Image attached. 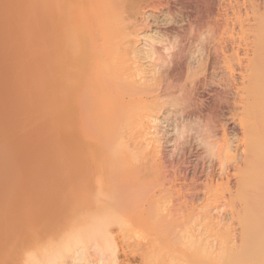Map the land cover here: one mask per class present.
Returning a JSON list of instances; mask_svg holds the SVG:
<instances>
[{
	"label": "rangeland",
	"instance_id": "1",
	"mask_svg": "<svg viewBox=\"0 0 264 264\" xmlns=\"http://www.w3.org/2000/svg\"><path fill=\"white\" fill-rule=\"evenodd\" d=\"M152 1L150 0L151 3ZM218 1L220 3L224 0H216L215 5ZM139 2L140 4L142 2L145 4L146 2L149 3V0H140ZM153 2V6L151 5V3L150 6H147V3L145 4L146 13L144 15V19L146 18V20L144 21L147 25L144 28V32L149 33V35H153L154 38L156 37V40L157 38L161 40L165 39L163 41L166 44L167 42H169L171 45L173 43L174 47H176L177 45H175V43L180 40V37H178L177 35L178 33H176L177 29L179 30L183 27V29L179 30L182 31L188 28L186 30L187 34L189 35L188 36L186 34V36L189 37V41H187L188 37L186 39V43L188 42L187 46L189 45L191 47L190 49L192 52L193 50L194 52L196 51L195 53H191L192 57L191 59H188V61H194L196 56L199 58L202 55V52L201 55H199V52L201 49H203V45H206L204 44V42H208V39H206V37H211H209V35H211L212 33L211 27L213 26L214 28L212 29H215L216 25L220 21V23L223 22L222 16L225 18V15L222 12L219 13L221 15L218 14V17V12L216 11V13L215 10L211 13V15L210 13H208V11H205L206 13L204 14V16L202 9L205 8L206 10V6H204L207 4L206 0H155ZM216 6L218 8L219 4ZM33 10H36V12L26 13L25 15H22L20 26L22 23H27L26 26H22L19 28L21 34L23 35L22 40L18 41V44H16L14 47L3 45L2 48H0V145L6 144L7 146H9L14 155L16 154V157L12 155V159L16 158L17 160L15 162V159H9V162L11 161V164L8 161H5L3 163L4 165H10H6L7 168L1 163L2 161H0V190L5 189L8 194H12V196L17 197L21 193H29V191L33 189L34 192L31 190L30 195L32 192L34 193H32V199L34 200V202H39L40 199L38 198V194L37 198L33 195L36 196V193L46 191L47 195L49 196L50 194L52 200L56 201V203H54L47 209L48 214L46 217V221L43 224V226H45H42L43 230H40V236L33 233L32 237H30L29 239L34 238L36 235L37 238L43 239L44 242H49L50 244H48L52 245L53 252L65 253V264H70L72 262L73 255L79 248H82L83 252H89L86 260L93 262V264H106L108 262L97 261L103 252L106 254L107 252H118L119 257L117 259V262L112 264H228L225 263V261L229 262L230 264H254L257 256L259 255V252H264V204L260 205L258 204V202L256 207H253L251 204V207H249V204L247 206L242 205L244 209L245 207H247L245 211L238 204H235L234 206L231 204L232 207L230 204L224 205L225 207L227 206L226 208L223 205L214 206L213 204L212 206H210L211 201L206 199V188L210 184L209 181L213 179L214 182L216 178L220 179L219 172L227 169L226 166L225 168L223 167V165L221 166L223 161L227 159L226 165H230L228 164V161H230L231 158H226L225 155L222 154L223 150H225L224 147H226V144H229L230 146L232 145L231 149H234L235 146H237L235 144L240 141L241 133L239 129L237 130L238 127L236 125V115L239 114L236 111H240L238 109H236V111L234 110L235 106H233L234 102H232L234 101L232 99L235 97L234 94L228 90L226 92V89H224V91L226 92L225 93L223 91L225 95L223 94V96L221 95V97H215V94L211 91V87L207 86L205 87V97L199 98V100L196 99L197 103L195 102V100L194 102H190V106L188 104L187 107L184 105V107L181 105L176 107L172 105L170 106L169 104H165L166 106H164V104H162V108L161 106H159L160 103L158 104L159 107H157L162 109L159 110L157 108V111L160 114L158 116L160 121H158L159 125L158 128L155 129V131L158 132L159 130L158 134H160L159 137L161 138V146L163 147V151L169 146L164 151L166 156L164 154L165 157H163L160 161L158 160V163H162L163 161L166 163L165 166L167 170L165 169V166L161 165V168H163L161 171L162 173L167 171L166 176L170 181L167 178V180L163 178L165 176V173L161 179H164L165 182L168 181L169 183L173 181L178 182L177 185L175 182L170 184L169 189L174 188L175 190L165 189L166 191L161 192V190H163L164 188H161L155 184L157 183L159 185L160 182L158 183V181L160 180V177L158 176H160L161 174V171L157 169V160L154 161L152 158L150 160L149 157H147L148 160H150V163H156V169L159 170L158 176L157 172L155 173L156 170L151 172L154 169H151V171L149 169V172L146 171L147 174L145 175L144 171L148 170V168H151L153 164L151 163L150 166V163L145 160L146 157L143 158L146 161V165L149 164L150 167L148 168L142 158L140 159L139 157L138 160H135L136 163H134L133 160V163L130 162L132 166H136L135 168H132L131 165L127 163L129 162L127 160V162L124 163L121 162L120 159L119 161L116 158H107L106 154H104L107 152V150L104 148L106 144L102 148L101 146H98L97 160L90 157L89 159H85V157L83 156V152H81L80 149L81 144H85L88 138L83 134L84 129L87 127L84 126L86 125V121H84L83 115L81 113H78L77 111L72 109L71 106L66 105V102L63 101L69 94L68 89L67 92L64 91L65 93L62 91L64 93H62V98H60L61 96H59L58 94V91L61 92V90L58 89H63V84H66V86H68V88L72 90V88L70 87H75L74 83L76 82L77 84V82L79 81L78 79H80V77L82 76V70H79V72H81L80 75L78 70L74 69V64H76V66H79V57H77V59L74 58L75 55L73 51L75 50H73V47H70V50H72V52L69 50L71 52V54L69 52L70 55H68V47L64 52L65 54H62L61 56L59 55V57L61 58H57L56 66L58 73L56 78L58 79H54V88L58 89L57 92H55L56 90L51 87L52 82L50 80L51 66L49 59L50 52L47 45V25L46 23L43 24L42 21L38 24H30V20L27 17L36 16V19H33L35 21L37 19L39 20L41 16L39 15L38 9L34 8ZM200 11L202 14L200 13ZM218 18L222 20L219 19V21ZM212 19H214V21L212 22V24L214 25L211 26L210 21H212ZM202 21L203 24H201ZM204 21L207 23H205ZM219 24L217 26H220ZM209 27L211 31L209 30ZM72 28L73 27L71 26V29ZM206 31H208L207 34H210L205 36ZM140 38L142 42H144V40L142 39L143 36ZM159 41L157 40L156 44ZM157 45H159V43ZM81 47L83 48V46ZM82 48L80 49V51H82ZM11 52H14V55L11 56ZM76 53V56H78V53L80 52L77 51ZM203 53V56H205L204 51ZM193 54L196 55L194 56ZM63 55L68 56L66 57V60L64 58V60L61 61L64 57ZM193 57L194 59H192ZM198 58L196 59V62L194 61L192 63L194 65L196 64L195 66H197V70L198 66H200L198 65L197 61ZM75 59L77 60L75 61L76 63L73 62ZM58 60H60V63L63 62L65 64L62 63L63 65H61L59 63L60 66H62L60 67L58 64ZM80 66L82 67L83 64ZM59 67L60 69L64 67L66 69H64V71L68 72L64 73L62 71V73H64L65 75L60 73L61 70L59 69ZM192 67V71H195L196 68L193 65ZM78 68L79 67H77V69ZM59 74L60 76H64L60 78ZM60 80H64V82L61 81L63 83L61 87L59 86L61 84V82H59ZM186 81L187 84H189V80ZM217 87L221 88V84L220 86L217 85ZM50 90L52 93L50 92ZM51 94L52 96H56L55 99L58 104L54 101L55 99L51 97ZM211 94H213L214 96L212 97ZM64 95L66 97H64ZM226 98L229 100H227ZM59 99L61 102L63 101L62 104ZM213 100L215 102H213ZM214 103L216 105H213ZM15 105H17V109L13 110V106ZM181 107L182 109H180ZM197 108L199 109V111ZM176 111L180 112L177 113ZM174 112L176 113L174 114ZM195 114L198 116L196 117ZM206 115L207 118L210 117L209 119H212L211 122L209 119L207 120ZM206 125L211 126V128L207 127ZM203 130L206 131L204 132ZM106 133L107 131H105V133L104 131H97V143L99 145L103 143L102 141L104 139L105 143L109 141V136H107ZM228 139L230 140L229 142H234V145L231 143H226V141L228 142ZM221 140L223 142H220ZM207 141L209 143L210 141H212V143H210L209 145H212V147L214 146L213 148L216 147L218 150L220 146V149H222V147L224 146L223 149L219 150V152L217 153L222 154H219V156L221 155L220 157H223L224 155L223 159L220 158V160H218L219 156H217L216 154L217 149L215 150L216 152L214 151L213 153V151L211 150L214 149H209L210 146L208 147V144H206ZM214 142L216 144L218 143L219 145L216 146V144H213ZM102 149H105L106 152H104L105 150L102 151ZM235 149L238 150L237 147ZM235 149L234 152L236 151ZM208 150H210L209 153ZM168 151L172 154H168ZM238 153L239 151H236V153L234 154L231 152L230 155L232 158L233 156H235L234 158L236 159ZM115 157H117V155ZM117 158H119V156ZM235 159H232V161H230L231 165L229 166L228 170L232 171L231 166H233L232 164H234ZM6 160L8 159L6 158ZM12 161L15 162L13 166ZM138 161L144 163V165H140L138 167ZM217 161H219L220 163ZM182 163H184V165H182ZM128 165L129 168L131 167V172H126L127 169L129 171V168H126V170H124L125 166L128 167ZM14 166H17V168ZM112 166L115 167L113 168ZM121 166H123L124 168H122ZM153 166L155 165L153 164ZM8 167L11 168V171H15L19 167L22 169H18L20 170L19 172L18 170L17 172H11ZM142 167H145V170H142L143 172L141 171ZM136 168L141 169L138 171V169ZM26 169L27 171L25 172H28V174L23 175V171ZM132 169H135L136 171H132ZM164 169L166 171H164ZM8 171L11 173L9 174ZM184 171L187 172L185 173ZM178 172H181L184 175H180L178 174ZM152 173H155V175H151ZM148 174L149 176L151 175L150 178H152V180L158 177L157 180H155L154 182V180L152 181L150 178L148 179ZM178 175H180L181 177ZM215 175H217L218 177ZM207 177L209 178V180ZM45 179L46 181H48L47 183ZM147 179L151 180V183ZM217 179L215 181L219 182ZM17 181H19V183ZM153 182L154 184H152ZM169 183L167 184L169 185ZM167 184L165 187L160 183V185L165 188H167ZM205 184L207 185L205 186ZM23 186L26 188H24L26 190L25 193L22 192L23 189L20 190V192L18 190L19 187L23 188ZM202 186H205L206 188H203ZM202 188L205 190H202ZM13 191L19 192L20 194H17L16 192L14 193ZM167 191L169 194L167 193ZM256 191L259 194V185L256 188ZM165 195L167 196L164 197ZM176 195L181 196L182 199L178 197L182 200L181 202L180 200H177L176 203L174 202V199L177 198ZM4 196L2 197V199L5 200L6 197ZM161 197L163 199L165 198V200L167 197H172L173 200L171 201L167 198V203V200L166 202L163 199V201H161ZM184 197L187 199H185ZM150 198L151 201L149 200ZM155 198H160L158 199L159 203ZM155 200L157 204H155ZM206 200H208L209 202ZM160 202H165L167 204H162ZM207 202L210 203L208 206L206 205L208 204ZM209 207H212L211 209H215L216 207L217 210L215 209L213 211L217 216H215V214ZM221 208L224 210H222ZM31 209L33 208L31 207L28 210ZM28 210L25 211V220H29L28 223L32 224V214ZM208 210L212 212L210 213L208 212ZM236 211L237 214L235 213ZM238 212L240 213V215H238ZM206 213H210L211 215L213 214L214 216L212 215V218L214 221L215 217L216 219H218L220 218V216H223V219H219L221 223H217V220L215 221L216 223H214L210 220L211 216L208 215V218L211 221V223H209L207 215V219H205L204 217ZM243 214H245V216L246 214H248V220L246 219V217H244ZM240 217L242 219H246V221L248 222L241 223ZM30 227L28 228L30 229ZM42 228L37 227V230L39 231V229ZM227 236L229 237L228 239L230 240V244L231 242H233V239L237 242L235 238L239 239V236H244L246 240H242L244 238L242 237L241 240L239 239L240 242L249 241L251 245L254 244V250L250 249V251H248L249 249H247L246 247L244 249L247 250L246 252L248 253L244 254L249 255V252H253V254L251 253L252 255L250 256H243V254L240 255L237 259L236 253L239 252L240 254V252H243L239 251L238 248L240 249L242 246H244L242 243L241 246V244L238 242H235L237 248L232 244L231 246L235 247L231 249L229 245V249L227 247V244H229L228 242H225L228 250L226 248L225 250L221 248V246H225L224 242L222 241ZM36 237L34 239H36ZM228 239H224V241H228ZM258 243H261L263 248L260 244V248L258 249ZM255 244L258 245L256 246L257 249L255 248ZM207 245L212 249H216L213 250V252L212 249H210L211 252H209V248H206ZM203 246H205V248L207 249L205 250L208 252L202 251ZM217 247L222 252H225L226 250H232L233 256L230 257V255L229 258L228 256L225 257L222 252H217L219 250ZM121 252H127L128 256L126 260L128 261L125 260V263L121 262L122 259H124ZM255 252H257V255L254 254ZM251 256L252 258H254V260H252ZM258 260L259 259H257V261ZM249 261H251L252 263H249ZM83 262L87 261H81V263Z\"/></svg>",
	"mask_w": 264,
	"mask_h": 264
},
{
	"label": "bare ground",
	"instance_id": "2",
	"mask_svg": "<svg viewBox=\"0 0 264 264\" xmlns=\"http://www.w3.org/2000/svg\"><path fill=\"white\" fill-rule=\"evenodd\" d=\"M139 1L140 0H0V48H2L3 45L8 46V47H14L16 44H18V41L22 40L23 35L21 34V31L19 28L22 26H26L27 24V23L26 24L22 23L20 26L22 15H25L26 13H35L36 10H33V9L34 8L38 9L39 15H41L39 20L38 19L35 21L33 20V19H36V16L27 17V18L30 20L31 25L32 24L34 25L35 23L38 24L41 21L43 22V24L46 23L47 25V29H48L47 45H48V49L50 52L49 59H50V66H51L50 67V74H51L50 80L52 82L50 83L52 84L51 86L52 88H54L55 86L54 79L55 80L58 79L56 78L58 75L56 66H57V58L58 59L61 58L59 57V55L61 56L62 54H65L64 52L67 49V47L69 48L67 49L68 55H70L72 52V50H70V47L71 48L73 47L74 48L73 50H75L73 51L75 55L74 58L77 59V57H79L78 58L79 66H76V64H74L75 66L74 69L78 70V72L79 70H82V76L80 77V79H78L79 81L77 82V84L76 82L74 83L75 87H70L72 88V90H70L68 86H66V84L62 83L64 82V80L63 81L60 80L59 82L61 81L62 82L60 85L59 84L58 85L61 87V85L63 84L66 89L64 88V86L62 87L63 89H58V88L57 89L61 90V92L58 91L59 96H61L60 98H62L63 94L67 92V89L69 90L68 92L69 94L67 95V97L64 95V97L66 98L65 99L63 98L64 99L63 101L66 102V105L71 106L72 109H74L78 113H81L83 115L84 121H86L85 122L86 125L84 126H87V127L84 129L83 134L86 135L88 138L85 144L83 145L81 144V149H80L81 152H83V156L85 157V159H89L90 157V158L97 160L98 146H101L102 148L106 144L104 148L107 150V152L105 149H104L105 151L103 149L102 151L106 152L104 154H106L107 158L111 157V158H116L118 160L120 159L121 162H124V163L129 161L127 163L131 165L132 168H135L136 166L134 164H133L134 166H132L131 163H133V161L134 163H136L135 160H138L139 158L140 159L142 158V160L145 162V165H146L145 160H147V162L150 163V160L152 158L154 161L157 160L156 163H158V160L160 161L162 160L163 157L166 156L164 151L169 146L163 151L162 149L163 147L161 146V138L159 137L160 134H158L159 130L158 132L155 131V129L158 128V125H159L158 121H160L158 117L160 114L157 111V108L159 106H161L162 104H164V106H166L165 104H169L170 106L172 105V106L177 107L179 105L181 106L184 105L187 107V105L190 102L192 101L194 102V100L196 102V99L199 100V98L205 97L204 96L205 89H206L205 87L207 86L211 87V91L212 93L215 94V97L216 96L221 97V95L223 96L225 92L224 89H226V92L227 90L231 91L235 96L234 97L235 99L232 98L234 100L232 101L234 102L233 106H235L234 110L236 111V109H238L240 111V112L236 111L237 113H239L238 115H236L237 116L236 125L238 127L237 130L239 129L241 133V137H240V141L238 142L239 144L238 143L235 144L237 145L235 146V148L237 147L238 150L234 148L237 152L239 151V153L238 155L236 154L237 158L235 159L234 158L235 156H233V154L236 153V151L234 152V149H231L232 145L230 146L229 144H226V147L223 146L225 149L223 150V152L225 153L222 152V154H224L226 158L230 157L231 158L230 161H232V159L233 160L235 159L234 164H232L233 166H231L232 171L228 170L231 163L230 161H228V164L230 165L229 166L226 165L227 159L225 158L226 163L225 161L222 160L223 163L221 164V166L223 165L224 168L226 166L227 169L222 170V167H221L222 171L219 172L220 179H217L215 177L219 182L215 181L216 179L213 182V179H211L209 181L210 184L209 186H207V188L205 187L207 184H205V186L204 187L202 186V187L206 188L207 190L206 199L211 201L210 206H212L213 204L214 206H219V205L224 206V205H229V204L230 205L232 204L234 206L235 204H238L242 207V205L247 206L249 204V207H251L250 206L251 204L253 207L254 206L256 207L258 202H259L258 204L260 205L264 204V0H224V1H221L220 3L218 1L216 4V5L219 4L218 8L215 5L216 0L215 1L206 0L207 4L204 5L206 6V10L205 8H203L204 10L201 8L203 11V15L206 13L205 11H208V13H210L211 15V13L215 10V12L216 11L218 12V13L216 12L218 17L219 15H221L219 13L222 12L225 15V18L222 16V19H223L222 23H220L221 22L220 20H222L220 19L221 17L218 18V20L220 19L219 20L220 24L218 23L220 26H217L218 24L216 23L217 25L216 24L215 25L217 29L216 28L212 29L214 28L212 26L214 25L212 24L214 19L210 21L211 22L210 24L212 27L210 25L209 26L211 27L212 31L210 30V27H209V30L212 33L211 35H209L210 33L207 34L208 31H206L205 36L209 35V37L210 36L211 37L210 38L206 37V39H208V42L206 43L204 42V44L206 45L202 44L203 49H201L199 52L200 53L199 55H201V52H202V55L199 58L197 56L195 59L194 57L192 58L194 59L195 62H196V59L198 58L197 60L198 65H200L198 66V70H197V66H195L196 64L195 65L192 64L194 61L192 60L188 61V59H191L192 57L191 53L196 52V51L194 52V50L192 52L190 49L191 47L189 45H188L189 47L187 46L188 42L186 43V39L189 35L187 34L186 30L188 28L182 31H179V30L183 29V27L179 30L177 29L176 33H178L177 35L178 37H180V40H178V42L175 43V45H177L176 47H174L173 43L171 45L169 42L166 41L167 42L166 44L163 41L165 39L161 40L158 38L157 40L158 41L160 40V41L158 42L159 45H157L158 43L156 44V41H157L156 37L154 38L153 35H149V33L144 32L145 30L144 28L147 25L144 21L146 20V18L144 19L145 17L144 15L146 13L145 4L147 2L145 4L143 2L140 4ZM153 1L152 3H154ZM150 3L151 2L149 0V3H147L146 5L150 6ZM152 3L151 5L153 6ZM201 24H203V21ZM71 26L73 27L72 29H71ZM192 31H195V30H192ZM186 34L188 36H186ZM142 36H143L142 39L144 40V42H142L140 38ZM187 41H189V37ZM81 46H83V48ZM81 48H82V51H80ZM77 51L80 52L78 53V56H76ZM203 51L205 52V56H203L204 54ZM12 55H14V52H11V56ZM67 56H64L61 61H63L64 58L66 60ZM76 59L73 62L77 61ZM58 61H59L58 62L59 64L60 60ZM143 61H146V62H143ZM62 63L63 62H61L60 64L61 65L65 64V63L63 64ZM82 64L83 66L81 67L80 65ZM77 65H78V62H77ZM192 65L196 68L195 71L194 70L192 71L193 69ZM64 67L60 69L61 71L59 70L60 73H62V71L64 73L68 72V71H64L65 69ZM77 67H79L80 69L79 68L77 69ZM79 73L81 75V72ZM62 76H60V78ZM186 80H189V84H187ZM220 84H221V88L217 87V85L220 86ZM54 89L56 90L54 91L57 92V89L56 88ZM62 91L63 92L65 91V92L63 93ZM54 96L55 95L52 96L51 94V97L55 99L56 96L55 97ZM211 96L213 97L214 95L211 94ZM54 101L56 102V99ZM213 102L215 101L213 100ZM213 105H216V104L214 103ZM211 107H212V104H211ZM162 108H158V109L160 110ZM16 109H17V105L13 106V110H16ZM180 109H182V107ZM176 112H174V114ZM197 116L198 115H196V117ZM206 118H207V115H206ZM209 118H207V120ZM207 127L211 128V126H207ZM97 131H100V132L104 131V133L105 131H107L106 134L107 136H109V141L105 143L104 141L105 139L103 138L104 139V140L102 139L103 143L100 142L103 145L101 144L99 145L97 143ZM237 134H238V131H237ZM229 139H228V142L226 141V143H231L229 142L230 141ZM220 142H223V141L221 140ZM210 143H212V141H210ZM210 143L207 141L206 144H208V147L210 146L209 149L211 150L214 146L212 147V145H209ZM218 143L216 144L214 142L213 144H216L217 146L220 144ZM220 148L219 150H222ZM213 149L214 150H211V151H213L214 153V151L217 148L215 147ZM210 150H208V153ZM219 150L217 149V152L215 151L216 154L219 152ZM171 151H172V147H171ZM231 152L233 153L232 154L233 158L230 155ZM168 154H172V153L169 152ZM219 154H217V156H219ZM12 155L15 156L16 154L14 155L13 151L11 150L9 146H7L6 144L0 145V161H2L1 162L2 164L5 161L9 162V159L11 160L15 159L14 161L16 162L17 161L16 158L12 159ZM116 155L117 157L119 156V158L115 157ZM224 155L223 157L219 156L218 160H220V158L223 159ZM143 157L144 158L146 157V159L144 160ZM147 157H149L150 160H148ZM6 158L8 160H6ZM15 162L12 161V166L14 165ZM141 162L138 161L139 163L138 167L140 165H144V163H141ZM163 162L158 163V168L156 167V163L151 162L155 166H153V164L151 166V163H150L151 168H148L150 167L149 164L146 165L148 170H145L144 169L145 167H142V169L141 168L140 169L141 171L143 169L145 170V171L143 170L145 175L147 174L146 171L149 172V169L150 171L151 169H154L151 172L156 170L155 173L157 172V176H158V171L159 170L161 171L163 169L161 168V165L165 166L166 164L165 162L164 163ZM9 163L11 164V161ZM129 165L128 167L125 166V168L123 166L121 167L124 168V170H126V168H129ZM182 165H184V163H182ZM7 166H10V165H7ZM14 167L17 168V166H14ZM112 167L114 168L115 166H112ZM152 167H155V168H152ZM130 168H129V171L127 169L126 172H131ZM156 168L159 170H157ZM10 169L11 168H9V170ZM18 169H22V168L19 167ZM140 169H138V171ZM165 169L167 170L166 166H165ZM165 169L164 171H166ZM17 170L15 171L17 172ZM134 170L132 169V171ZM15 171L13 170L11 172H15ZM19 171L20 170H18V172ZM25 171H27V169L23 171L24 172L23 175L28 174V172L26 173ZM11 172L8 171L9 174ZM166 172H164L165 176H166ZM155 173L154 174L152 173L151 175H155ZM164 173H162L161 171V174H163L161 175L159 172L160 176L158 177H160V180L158 179L159 180L158 183L160 182L163 186L166 187V184L169 182L166 181L167 182L166 183L164 179H161L162 176H164ZM178 174L181 175L183 173L178 172ZM147 176L149 179L150 178L149 174ZM165 176L163 178L168 179V177L167 176L165 177ZM157 178L153 179L154 182L155 180H157ZM22 179H23V176H22ZM150 179L152 180V178ZM20 180H21V177H20ZM151 180H148V181L151 183ZM17 182L19 183V181ZM47 182L48 181H46V183ZM154 182L152 184H154ZM174 182L175 181L170 182L169 185L167 184L168 185L167 188L161 186L160 183L159 185L157 183L155 184L161 188H164L163 190H161V192L162 191L164 192L166 191L165 189H169L170 184ZM175 183L177 185L178 182L176 181ZM257 183L259 185V191H258L259 194L256 191V188L258 187ZM20 187L19 189L17 188L19 192L20 190L23 189L22 192L25 193L26 188L24 186L23 188H20ZM28 188H31V187H28ZM203 188L202 190H205ZM170 189L175 190L174 188H170ZM31 190L33 191V189ZM31 190L30 191L28 190L29 193L26 192L25 194L23 193L20 194L19 192L15 191L17 194L18 193L20 194L17 197L12 196V194L11 195L8 194L7 191H5V189L0 190V264H65L64 263L65 253L53 252L52 245H49L50 244L49 242H44L43 239L37 238L36 235H35L36 239H34L35 238L34 236H33L34 238L29 239L30 237H32L33 233L37 235L40 234L41 232L40 230H43L42 226L45 223L46 217L48 214L47 209L51 207V205L56 203L55 200H52L50 194L49 196L47 195L46 191L44 192L41 191L40 193L39 192L36 193L35 191L36 196L35 195L33 196L37 198V194H38V198L40 199V201L34 202V200L32 199V193L34 191L30 195ZM3 196L6 197L5 200L2 199ZM166 196L167 195H165L164 197ZM162 197L161 199L160 198L158 199H160L161 201L164 200L165 202L167 198L171 201L173 200L172 197H167L166 200L165 198L163 199ZM176 197H177L175 198L176 200L174 199L175 203L177 200H180V202L182 201L181 196L176 195ZM178 197H180L181 199ZM151 198L149 199L150 201H151ZM156 200H155V204H157ZM157 202L159 203V200ZM165 202L163 203L160 202V203L167 204L168 200H167V203ZM174 202H173V205H174ZM209 204L210 203L206 205L208 206ZM31 207L33 209L28 210ZM242 208L243 210H245L247 207H245V209L244 207ZM215 209H211V210L213 211ZM221 209H220V212H221ZM26 210H28L32 214V217H31L33 221L32 224L28 223L29 220L28 221L25 220ZM208 212L210 211L208 210ZM210 213L205 214L204 216L205 219H207L208 215H210L211 221H213L214 223L216 222L221 223L219 219L220 218L223 219V216H220V218H218L219 217L218 215L217 217L218 219H216L215 217V221L217 220L215 222L212 218L214 215L212 214L213 215L212 216ZM235 213L237 214V211ZM214 214L215 216H217L216 213ZM206 215H207V218H206ZM238 215H240V213ZM243 215L248 220L247 218L248 214H246V216L245 214ZM246 219L241 218L240 220L241 223L248 222L246 221ZM210 220L208 221L209 223H211ZM28 227H30V229ZM37 227H41L42 229H39L38 231ZM242 237L239 236V239L241 240ZM228 238L229 237L227 236L224 239L227 240ZM224 239L222 242H224L225 246L221 244L224 246V247L221 246V248H223L224 250L225 248L227 249V247L229 248V245L231 249L234 248L237 242L240 244L242 243L244 245L242 246L241 244L243 249L242 247L240 249L238 248L239 251H243V252H240V254L239 252H237L238 254L236 253L237 259L240 255H243L244 253L246 254L248 253L246 252L247 250H245L244 248L247 247V249H249L248 251H250V249L254 250L253 249L254 244L251 245L249 241L240 242L239 239L235 238L237 242L234 241L233 239V242H231L230 244L229 239L228 241L226 240L224 241ZM244 239L245 237L242 240ZM225 242L229 243L227 244L228 245L227 247H226ZM248 242L250 245L248 244ZM261 243H258L259 246L255 244V248L257 249L256 246H258V249H259ZM232 244L235 246L232 247L231 246ZM207 247L209 248L208 251L211 252L210 249L212 248H210V246L208 245L206 246V248ZM261 247H262V244H261ZM202 248H203L202 250L203 252L207 250L205 246H203ZM215 249H212V252ZM227 250L225 252H222L220 249L216 251L222 252L225 257L228 256L229 258L230 255H231L230 257H232L233 256L232 250H229L231 252ZM121 253L123 254V257H124V259H122L121 262L125 263L126 261H128L126 260L128 256L127 252H121ZM249 253H250L249 255L244 254L243 256H250L253 254V252H249ZM256 253L257 252H255L254 254L257 255ZM262 254H263V257H262ZM88 255H89V252H83V249L79 248L73 255L72 262L70 264H83V263L93 264V262L86 260ZM99 255H100V252H99ZM102 255H100L99 259L97 258L98 259L97 261L99 262L108 261L106 264H112V263L117 262V259L119 257L118 252H107V254L103 252ZM255 259H256V256H255ZM257 259L259 260L257 261ZM257 259L256 261L259 264H264V252H259ZM252 260H254V258H252ZM81 261H87V262L81 263ZM251 261H249V263H252ZM256 261L255 263H257ZM225 263L230 264L227 261H225Z\"/></svg>",
	"mask_w": 264,
	"mask_h": 264
}]
</instances>
